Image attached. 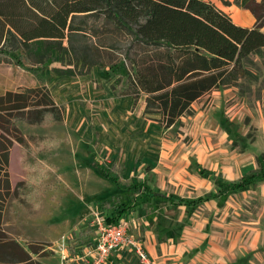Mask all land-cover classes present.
Returning a JSON list of instances; mask_svg holds the SVG:
<instances>
[{"label":"rangeland","instance_id":"1","mask_svg":"<svg viewBox=\"0 0 264 264\" xmlns=\"http://www.w3.org/2000/svg\"><path fill=\"white\" fill-rule=\"evenodd\" d=\"M126 46L124 37L121 47ZM21 59L22 67L16 60L0 62V95L41 87L63 110L62 120L47 126L15 123L25 143L14 142L10 149L11 190L0 199V234L24 248H45L34 257L40 264H62L64 239H71V252L92 245L96 215L105 220L113 207L135 197L103 178L95 164L118 166L121 186L145 182L182 199L218 188L199 175L196 164L225 182L264 169V72L259 67L249 68L257 78H246L226 96L215 91L204 97L193 105L194 116L164 130L156 121L159 115L145 114V96L132 106L130 97L117 98L111 91L118 75L125 74L122 62L109 71L97 67L86 76L66 77L56 73L69 68L58 53L39 70ZM3 181L1 176L0 192ZM105 204L112 210H102ZM134 208L123 217L133 224L131 233L139 237L153 228L158 240L187 250L185 259L198 253L209 264H264V180L195 210L159 200Z\"/></svg>","mask_w":264,"mask_h":264},{"label":"trees","instance_id":"2","mask_svg":"<svg viewBox=\"0 0 264 264\" xmlns=\"http://www.w3.org/2000/svg\"><path fill=\"white\" fill-rule=\"evenodd\" d=\"M244 8L256 18L251 29L235 25L210 0H0V62L16 60L22 67V57L39 70L55 52L67 60V70L56 69L66 77L86 76L97 67L109 71L122 62L126 71L112 85L113 94L130 97L132 106L145 96V114L159 115L156 121L168 130L182 118L194 116L193 105L204 97L237 87L246 78H257L249 68H258L254 56L264 60V34L260 32L264 0H252ZM124 37L127 46L122 48ZM62 118L63 110L45 88L0 95V177H4L0 199L10 195V149L14 142L25 143L15 123L47 126ZM94 166L121 192L135 195L128 203L113 207V214L105 218L108 225L123 219L138 202L159 200L195 210L264 180L261 169L225 182L215 171L196 164L199 175L218 188L200 198L182 199L145 182L121 186L118 166ZM101 209L112 210L108 204ZM44 251L24 248L0 234V264H40L34 257Z\"/></svg>","mask_w":264,"mask_h":264},{"label":"crops","instance_id":"3","mask_svg":"<svg viewBox=\"0 0 264 264\" xmlns=\"http://www.w3.org/2000/svg\"><path fill=\"white\" fill-rule=\"evenodd\" d=\"M210 1L214 3L223 13L225 12L227 15H229L235 25L250 29L255 25L256 18H254V16H252V14L244 8V6H246L247 3L252 0H238L239 4H235L236 0ZM224 1H227L230 4L223 5ZM257 1L260 2L262 0ZM260 32L264 34V26L261 28ZM253 61L264 72L263 61L258 57H254ZM233 90V88H226V90L221 89L220 91H218V94L220 96H226V93H233ZM241 105L243 109L247 108L248 112L250 111L249 105H246L244 101H242ZM262 107H264V104L260 105L261 109ZM139 237L144 243L145 251H147L149 260L148 264H209L205 258L206 256L198 253L194 256L189 257L188 259H185L184 255L186 254L187 250H180L175 245H173V247H170L165 242L160 240L158 241L153 228L145 229L143 233L139 234ZM109 262L111 264H139L136 258L128 251H120L114 253L110 257Z\"/></svg>","mask_w":264,"mask_h":264},{"label":"built area","instance_id":"4","mask_svg":"<svg viewBox=\"0 0 264 264\" xmlns=\"http://www.w3.org/2000/svg\"><path fill=\"white\" fill-rule=\"evenodd\" d=\"M97 237L92 245L71 252V239H64L60 248L62 264H111L110 257L120 251H128L139 264H148V254L140 237L131 233L133 224L121 219L114 225L105 223L103 217L96 215ZM76 248V246H75Z\"/></svg>","mask_w":264,"mask_h":264}]
</instances>
